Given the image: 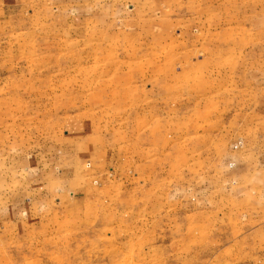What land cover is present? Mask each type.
Segmentation results:
<instances>
[{"label":"rangeland","instance_id":"obj_1","mask_svg":"<svg viewBox=\"0 0 264 264\" xmlns=\"http://www.w3.org/2000/svg\"><path fill=\"white\" fill-rule=\"evenodd\" d=\"M0 264H264V0H0Z\"/></svg>","mask_w":264,"mask_h":264}]
</instances>
